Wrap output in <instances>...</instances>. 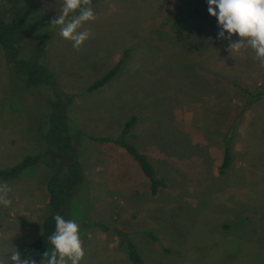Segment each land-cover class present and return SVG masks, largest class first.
<instances>
[{
  "label": "rangeland",
  "instance_id": "1",
  "mask_svg": "<svg viewBox=\"0 0 264 264\" xmlns=\"http://www.w3.org/2000/svg\"><path fill=\"white\" fill-rule=\"evenodd\" d=\"M16 1L12 12L25 19L18 57L51 68L86 135L116 136L136 116L128 140L166 184L152 195L122 147L83 139L85 181L66 204L79 225L80 264H132L119 236L94 223L127 232L145 264H264V94L247 104L237 86L264 90V66L251 48L230 53V41L215 36L207 0H92L96 19L81 29L92 36L79 50L52 23L63 0ZM47 96L44 84L26 87L0 46V168L38 152ZM226 136L232 160L222 172ZM49 175L37 164L0 180L12 189V203L0 205V258L40 234Z\"/></svg>",
  "mask_w": 264,
  "mask_h": 264
},
{
  "label": "trees",
  "instance_id": "2",
  "mask_svg": "<svg viewBox=\"0 0 264 264\" xmlns=\"http://www.w3.org/2000/svg\"><path fill=\"white\" fill-rule=\"evenodd\" d=\"M16 2V0H0V46L8 66L24 81L26 87L46 85L48 101L43 108V116L40 122L38 121L35 126L41 139L40 144H38V152L26 153L16 163L0 168V180L14 179L26 169L37 164H43L50 171L45 186L48 210L42 218L40 234L19 252L22 258L30 257L36 261V264H41L44 253L46 251L50 253L53 250L49 236L55 232L54 216L60 214L65 220H68L66 204L75 195L78 185L85 181L84 167L80 161V148L83 139L88 138L94 142H110L122 147L138 164L148 179L149 192L152 195H155L166 184L163 178L157 175L147 154L128 140V137L132 135L131 130L136 125V116L128 119L116 136H88L78 129L70 118L69 107L73 95H66L59 90V85L51 68L42 59L18 57L20 42L23 40L25 19L23 13L15 14L12 12V7ZM220 30L215 31L216 37H218ZM117 67L118 64L97 78L88 87V90H94L104 85L116 72ZM237 86L247 95V104L264 94V90L253 93L245 85L237 83ZM231 160V150L228 136H226L220 171L223 172L228 168ZM94 224L103 231L114 232L119 236L121 243L126 247L128 258L132 264H145L143 257L128 237L127 232L118 226ZM145 234L153 240L156 239L151 231H146ZM44 264H46V259Z\"/></svg>",
  "mask_w": 264,
  "mask_h": 264
},
{
  "label": "clouds",
  "instance_id": "3",
  "mask_svg": "<svg viewBox=\"0 0 264 264\" xmlns=\"http://www.w3.org/2000/svg\"><path fill=\"white\" fill-rule=\"evenodd\" d=\"M92 0H63L61 13L52 20L60 26L59 35L73 42V47L79 50L83 43L92 36L90 29L81 30L84 23L94 21L96 15L91 7ZM208 12L218 20L219 38L230 41L229 52H239L251 48L255 58L264 66V0H207ZM79 13L78 15L70 14ZM228 33L225 36V33ZM238 34L240 39L232 41V35ZM11 187L0 184V205L9 206L8 198ZM55 232L49 236L53 250L44 253L41 264H80L85 253L79 234V225L75 220H65L56 214ZM0 264H36L32 258H22L18 251H13L7 260L0 258Z\"/></svg>",
  "mask_w": 264,
  "mask_h": 264
}]
</instances>
